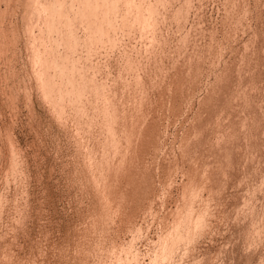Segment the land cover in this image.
Wrapping results in <instances>:
<instances>
[{
  "label": "rangeland",
  "instance_id": "rangeland-1",
  "mask_svg": "<svg viewBox=\"0 0 264 264\" xmlns=\"http://www.w3.org/2000/svg\"><path fill=\"white\" fill-rule=\"evenodd\" d=\"M119 1L77 43L0 0V264H264V0Z\"/></svg>",
  "mask_w": 264,
  "mask_h": 264
},
{
  "label": "bare ground",
  "instance_id": "bare-ground-1",
  "mask_svg": "<svg viewBox=\"0 0 264 264\" xmlns=\"http://www.w3.org/2000/svg\"><path fill=\"white\" fill-rule=\"evenodd\" d=\"M38 1L39 0H33V2L34 3H31V6L30 7H32V9H34V10H37V9H39L40 10V7H42V6H47L48 7V4L47 5H43V4H39L38 3ZM45 1V0H44ZM49 1V0H48ZM51 1H53V0H51ZM50 1V3H49V5H50V7H48L49 9H50V16H47V18L49 17V19H50V21H48L49 23H50V25H52V27L54 28L55 27V31L56 30H59V29H57V28H61L60 27V24L59 23H61V22H63L64 21V25H66L65 27H63L64 28V30L62 31L64 34H63V36H65L67 39L69 38V40H73V41H76V40H78L80 37H79V35L77 34L76 35V33L77 32H75L76 30L74 29V27L72 28V26L71 25H73V24H71L72 22H73V17H72V15H71V12L69 13V12H65V10L63 9V7H64V1L65 0H63V2L61 3V1L60 0H55V1H53V2H51ZM72 1V3L73 4H70L69 5V7L71 6V8H69V10L70 9H72V8H76V10H75V14H74V16L76 17V19H77V17H78V20L80 19V20H83L82 21V23L85 21V19H84V17L86 18V16L87 15H89V16H87V18H89V19H87L88 21H89V23H87V24H89V28H87V29H91L90 31H92V35L95 37V35H98V36H96L97 38L99 37L100 39H102L103 38V36L108 32V31H110L109 29H110V27H113L114 26V24L113 23H117V21H118V19H117V17H114V18H112L113 17V14L116 16V15H118V14H115V13H117V12H115V10H116V8L118 9L119 7H121V6H118V5H120V3L118 4V2H120L119 0H78L79 1V3L77 2V0H71ZM170 1V0H169ZM37 2V3H36ZM76 2H77V4H76ZM126 2H128L129 3V5H130V2H132L131 0H126ZM125 2V3H126ZM134 2V5H135V1H133ZM132 2V3H133ZM142 2H144V0L143 1H140V4L142 3ZM153 2V1H152ZM159 2V1H158ZM157 2V3H158ZM42 3H44V2H42ZM70 3V2H69ZM68 3V4H69ZM121 3H122V1H121ZM67 4V3H66ZM77 5V7H75L74 5ZM79 4V5H78ZM127 4V3H126ZM144 4V3H143ZM154 4H156V3H154ZM134 5L132 6V4H131V6L132 7H130L129 9L130 10H132L133 9V7H134ZM136 5H138L139 6V3H136ZM38 6H40V7H38ZM141 6V5H140ZM158 6V5H157ZM46 7V8H47ZM67 7V6H66ZM129 6H127V8H128ZM149 7V6H148ZM151 7H152V4L150 3V11H151ZM45 8V9H46ZM47 8V9H48ZM123 8H125V7H123ZM134 8H136V7H134ZM141 8H142V6H141ZM141 8H139V9H141ZM42 9H43V7H42ZM41 9V10H42ZM48 9V10H49ZM120 9V8H119ZM129 9H126V10H129ZM136 9H138V8H136ZM142 9H144V8H142ZM68 10V9H67ZM68 10V11H69ZM73 10V9H72ZM125 10V11H126ZM148 10V11H149ZM152 10H153V8H152ZM32 11V10H31ZM47 11V10H46ZM113 11H114V13H113ZM139 11H141V10H139ZM143 11V13H144V10H142ZM36 12V11H35ZM48 12V11H47ZM127 12V11H126ZM129 12V11H128ZM128 12H127V15H125V14H123V16L124 17H127L129 14H132V13H134V10L133 11H131V13H129L128 14ZM157 12V8H156V10H155V12L153 13V11L151 12L152 14H155ZM34 13V12H33ZM39 13H40V11H39ZM103 13V14H102ZM121 13V12H120ZM143 13H138L137 14V10H136V14H135V16H136V18L135 19H138V20H135V19H133V21L135 20V21H139V23H141V20H143V22H145L144 21V19H143V17H146V15L145 14H143ZM43 14V13H42ZM41 14V15H42ZM65 15V17L63 16H61V15ZM150 14V13H149ZM33 15V14H32ZM34 15H35V13H34ZM37 15H39V14H37L36 13V17H37ZM40 15V16H41ZM121 15V14H120ZM160 15V14H159ZM46 16V15H45ZM131 16H133V15H131ZM149 16V15H148ZM151 17H153L154 15H150ZM34 17V16H33ZM32 17V18H33ZM74 17V18H75ZM155 17V16H154ZM38 18V17H37ZM46 18V19H47ZM63 18H64V20H63ZM83 18V19H82ZM117 20H116V19ZM130 18V17H129ZM128 18V19H129ZM35 19V18H34ZM113 19H114V21L115 22H113ZM124 19V18H123ZM126 19V18H125ZM130 19H132V18H130ZM156 19V18H155ZM36 21H37V19H35ZM127 20V19H126ZM146 20V19H145ZM148 20V19H147ZM151 20V19H150ZM157 20V19H156ZM34 21V20H33ZM35 21V22H36ZM45 21V20H44ZM124 21V20H123ZM128 21V20H127ZM127 21H124V23L125 22H127ZM35 22H34V24H35ZM87 22V21H86ZM105 22V23H104ZM106 22H108V25L109 26H105L104 24H106ZM113 22V23H112ZM150 22V21H149ZM149 22H148V25H149ZM156 22V21H155ZM75 23V22H74ZM128 23V22H127ZM130 23V22H129ZM133 23V22H132ZM146 23V22H145ZM145 23H144V25H145ZM81 24V23H80ZM113 24V25H112ZM126 24V23H125ZM124 24V25H125ZM151 24V23H150ZM156 24V23H155ZM140 25V24H139ZM141 25H142V23H141ZM30 26V25H29ZM33 26V25H32ZM46 26V25H45ZM107 27L106 29H105V27ZM87 27V26H86ZM115 27V26H114ZM143 27V26H142ZM119 28V27H118ZM62 29V28H61ZM86 29V28H85ZM113 29V28H112ZM48 30V29H47ZM106 30V31H105ZM108 30V31H107ZM146 30V29H145ZM29 31V30H28ZM64 31H66V32H64ZM88 31V30H87ZM89 31V32H90ZM31 32V31H30ZM40 32V31H39ZM47 32V31H46ZM44 33V32H43ZM91 33V32H90ZM105 33V34H104ZM52 35H54V34H52ZM110 35V34H109ZM30 37V36H29ZM54 37V36H53ZM86 37V36H85ZM93 37V38H94ZM55 38V37H54ZM30 39V38H29ZM35 39V38H34ZM60 39V38H59ZM65 39V38H64ZM67 39H66V41H67ZM112 39V38H111ZM63 40V39H62ZM36 41V40H35ZM57 41H59L60 42V40H56V43H57ZM66 41H62V42H66ZM77 42V41H76ZM48 43V42H47ZM70 43H72V42H70ZM78 43V42H77ZM45 44V43H44ZM57 44H59V43H57ZM67 44V43H66ZM33 45V44H32ZM40 45V44H39ZM73 45H75V44H73ZM112 45V44H111ZM52 46H53V44H52ZM55 46V45H54ZM54 46H53V48H54ZM67 46V45H66ZM71 46V45H70ZM46 47H48V46H46ZM98 48V47H97ZM40 49V47L38 48V50ZM43 50H44V48H42ZM46 49V48H45ZM37 49L35 50V51H38ZM53 50V49H52ZM55 50V49H54ZM72 50V49H71ZM50 51V50H49ZM48 51V52H49ZM33 52V51H32ZM44 52H46V51H44ZM51 52L52 51H50L49 53H47L48 55L50 54L51 55ZM37 53V52H36ZM39 53H43V51L42 52H40L39 51ZM59 53V52H58ZM93 53V52H92ZM30 54V53H29ZM38 54V53H37ZM35 55V54H33V55H35V57L37 56L38 58H36V60L37 59H39L40 58V60L39 61H41V59H42V65H44L45 67H50V66H52L53 65V62H55V63H57V62H59V61H57V58L59 57L60 58V56L61 55H59L57 58L53 55V57L54 58H56V59H54V58H52V57H50V59L51 60H53V61H51V60H49V57H47V56H45V54H44V56L45 57H43V55H40V54H38V55ZM53 54V53H52ZM55 54V53H54ZM61 54V53H60ZM67 55H69V54H66L65 56H67ZM88 55H89V53H88ZM57 56V55H56ZM76 56V55H75ZM91 56V55H90ZM31 57V56H30ZM63 57V56H62ZM34 58V57H33ZM32 58V59H33ZM69 58V57H68ZM65 59H67V58H65ZM82 59V58H81ZM35 60V59H34ZM70 60V59H69ZM95 60V59H94ZM39 61H37V63H40ZM52 62V64L50 65V66H48V64H50V62ZM57 61V62H56ZM67 61H68V59H67ZM49 62V63H48ZM61 63H57V64H55L54 63V65L53 66H57L58 67V69L57 70H59V67L61 68V66H62V68L60 69V74H62V75H60V76H63L64 77V75L66 76V74H68V72L69 71H71V70H73V71H75V70H77L78 69V65H76V62L74 61V63H73V66H72V69L71 68H67L66 66H70V65H65L64 63H62V62H64V59L62 58V61H60ZM69 62V61H68ZM73 62V61H72ZM97 62V61H96ZM44 63V64H43ZM66 63V62H65ZM70 63V62H69ZM61 64V65H60ZM67 64V63H66ZM63 65H65V66H63ZM76 65V66H75ZM78 66V67H77ZM98 66V65H97ZM44 67V68H45ZM77 69H76V68ZM43 68V69H44ZM46 68V70L44 69V71L42 70V73H44V77H46L47 78V76L49 77V76H51V72L49 73V70H51V69H47ZM51 68V67H50ZM53 68V67H52ZM53 69H55V67L53 68ZM48 70V71H47ZM78 70H80V68L78 69ZM45 71H47L46 73H45ZM55 71H56V69H55ZM41 72V71H40ZM58 72V71H57ZM57 72H54V73H52L53 75H54V77H55V73L57 74ZM79 72H81V71H79ZM42 73H41V76H42ZM47 73L49 74V75H47ZM71 73V72H70ZM72 74H73V72H72ZM83 74V73H82ZM82 74H81V76H82ZM39 75V74H38ZM52 75V76H53ZM98 75V74H97ZM41 76H39L40 78H41ZM80 76V77H81ZM54 77H51L52 78V80H50L49 78H47L48 79V81H53V79H55ZM68 77V76H67ZM42 78H43V76H42ZM74 78V77H73ZM64 79V78H63ZM66 79V78H65ZM83 79V78H82ZM67 80H69V82H67V81H60V82H62L63 84H64V86H66V87H64V89L66 90V91H75V87H76V83H74L73 82V80H75V78L72 80V78L70 77V74H69V77L67 78ZM45 81V80H44ZM74 83V85L72 84V82ZM59 82V83H60ZM71 82V85H73V89H71L70 88V90H69V87L67 86V85H69L68 83H70ZM77 82V81H76ZM45 83V82H44ZM43 83V85H45ZM47 83V85L49 86V82H46ZM54 84H57L58 83V80H57V82H53ZM61 83V84H62ZM77 83H79V82H77ZM84 83V82H83ZM51 84L52 83H50V86L47 88V89H51V88H54V86H56V85H54V84H52V86H51ZM62 84V85H63ZM76 84V85H75ZM82 86H84V87H82V88H85L86 87V85H83L82 83H80ZM47 85H45V86H47ZM62 85H60V84H57V88H59V90H60V93H58L59 95H60V98L62 97V90L64 91V89H62ZM81 85H79L80 87H81ZM59 86V87H58ZM80 87H78V92L81 90V88ZM76 89H77V87H76ZM80 89V90H79ZM44 90V89H43ZM52 90V89H51ZM51 90H49V92L51 91ZM54 90H55V88H54ZM73 91V92H74ZM82 91V90H81ZM59 92V91H58ZM98 92H99V90H98ZM44 93V92H43ZM67 94H68V92H66ZM71 93V92H70ZM90 93V92H89ZM48 94V93H47ZM51 94V93H50ZM76 94H77V92H76ZM49 95V94H48ZM53 95V94H52ZM51 95V96H52ZM79 97H80V95H81V92H79ZM91 95V94H90ZM78 97V98H79ZM106 97V96H105ZM64 98V97H63ZM71 100V99H70ZM77 101V100H76ZM82 101V100H81ZM65 102V101H64ZM75 102V101H74ZM57 104V103H56ZM63 105V104H62ZM60 107V106H59ZM105 107V109H106V106H104ZM108 110H109V108L106 110V113L108 112ZM62 111V110H61ZM79 111V110H78ZM110 113V112H109ZM117 116V115H116ZM108 117V116H107ZM105 118V117H104ZM109 120H112V119H109ZM108 120V121H109ZM107 121V120H106ZM109 124L111 123V122H108ZM112 124V123H111ZM114 124H115V122H114ZM109 127L111 126V125H108ZM110 130H111V127L109 128ZM256 212V211H255ZM197 222H199V221H197ZM188 223V221L186 220V223H184V221H182V222H180L179 223V225L177 226V228L175 229V230H173V231H171V232H169V234H168V236H167V240L165 241V244H163L164 245V247H163V252H162V257L165 259V257L168 259V257H167V255H171L170 253H172V250H173V248L175 247V245L179 242V241H181V239H183L186 235H187V233L184 231L185 229H186V227H184V225L185 224H187ZM190 223V222H189ZM201 223V221L199 222V224ZM203 223V222H202ZM253 223V222H252ZM198 224V223H197ZM190 225V224H189ZM189 225L187 226V227H189ZM198 227V226H197ZM261 227V226H260ZM190 228V227H189ZM260 229V228H259ZM184 231V232H183ZM187 231H188V229H187ZM260 231V230H259ZM258 234H260V233H258ZM264 238V237H263ZM248 241V240H247ZM250 251V250H249ZM254 252H255V250H254ZM245 253V252H244ZM155 257H158V255L157 256H155ZM169 258H171L170 256H169ZM236 258V257H235ZM158 259V258H157ZM166 260V259H165ZM164 260V261H165ZM171 260V259H170ZM262 260V259H261ZM157 261V260H156ZM155 261V262H156ZM159 261V260H158ZM162 261V260H161ZM160 262V261H159ZM167 262V261H166ZM174 262V261H173ZM119 264H120V262H119ZM155 264V263H154ZM156 264H158V263H156ZM160 264V263H159ZM165 264V263H164ZM244 264V263H243ZM258 264V263H257Z\"/></svg>",
  "mask_w": 264,
  "mask_h": 264
}]
</instances>
